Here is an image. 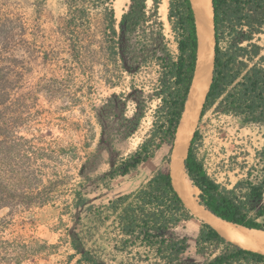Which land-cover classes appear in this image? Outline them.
I'll return each instance as SVG.
<instances>
[{
	"label": "trees",
	"instance_id": "16d2710c",
	"mask_svg": "<svg viewBox=\"0 0 264 264\" xmlns=\"http://www.w3.org/2000/svg\"><path fill=\"white\" fill-rule=\"evenodd\" d=\"M59 1L65 14L44 28L30 25L23 11L0 0V212L8 209L0 215V264H38L60 246L5 235L17 213L53 202L60 183L47 180L45 168L65 148H53L47 127L27 126L39 95L66 102L72 97L48 84L37 91L28 85L36 60L58 66V80L74 72L75 66L66 69L67 62L87 64L113 90L94 108L100 137L85 164L97 163L101 151L111 158L109 170L94 182L96 188H110L116 178L137 171L164 146L176 144L198 70L200 39L192 0H168L167 20L159 14L161 0H130L120 18L115 0ZM45 2L34 0L36 13H42ZM212 8V76L185 171L200 191V205L227 222L264 231V141L255 149L257 167H250L231 187L213 178L198 155L209 113L238 119L242 127L258 128L264 137V0H212ZM147 118L150 127L141 142L123 155L120 145L139 133ZM172 155L173 148L136 190L98 207L87 205V221L76 219L82 227L66 229L64 240L72 252L61 264H264L263 252L229 240L207 222L195 238L197 259L192 257L190 238L178 235L193 214L174 184ZM88 187L74 190L69 213L71 207L88 204L86 192L93 190ZM96 235L110 251L103 244L91 246Z\"/></svg>",
	"mask_w": 264,
	"mask_h": 264
},
{
	"label": "rangeland",
	"instance_id": "374dc122",
	"mask_svg": "<svg viewBox=\"0 0 264 264\" xmlns=\"http://www.w3.org/2000/svg\"><path fill=\"white\" fill-rule=\"evenodd\" d=\"M8 1L12 8H19L24 12V17L30 25L36 23L44 28L53 25L56 19L60 15H64L66 11L64 4L59 0H46L44 10L40 14L34 10V0ZM129 3L130 0H115L114 6L118 18L121 17ZM150 3H152L151 0ZM165 5L168 7V0H161L160 8L165 7ZM160 8L159 14L167 20ZM34 30L32 28V31ZM40 34L45 35L46 33L41 32ZM40 46L48 49L50 45ZM32 65L28 83L30 87L37 91L42 85L48 84L55 86V88H61L64 94H69L72 97L66 102L64 98L50 101L44 94L39 95L37 104L35 103L32 109L33 119L27 126L32 130L47 127V130L52 132L50 140L53 142V148H65V151L61 152L59 157L47 161L48 164L45 168L47 180L49 178L58 179L60 183L56 186L57 190L53 202L43 207H36L29 212L17 213L11 226H8L5 235L8 237L20 236L27 241L36 239L60 244L58 248L54 249V253L48 256V260L45 259V256L40 257L38 264L44 262L61 264L66 255L72 252V250H69L68 243L64 240L68 237L66 229L71 228L74 230L75 226L82 227L81 222L77 223L76 219L83 217V222L87 221V205L91 204L98 207L115 197L136 190L157 171L175 145L164 146L153 158L142 164L137 171L116 178L110 188H107L104 184H99L100 186L96 188L97 184L94 182L109 170L111 158L106 151H101L97 163L85 164L89 154L95 151L100 137V129L94 118V108L99 106L101 99L111 94L113 90L108 89L95 70L87 64L67 62L66 69L68 67L73 68V66H75V69L72 75L63 80H58L54 76L57 73L60 74V70L55 64L45 65L41 59H38ZM62 90H58L59 94L62 93ZM198 118L194 122L193 132L197 127ZM149 127L150 119L147 118L140 132L120 145L119 150L121 153L127 155L134 151ZM22 133L27 134L28 132L23 130ZM192 135L193 133L191 138ZM201 141L198 155L205 168L218 182L231 187L238 179L245 176V172L250 167H257L255 149L262 146L264 137L258 128L242 127L238 119L209 113L202 126ZM80 185H86L89 186L87 189H93L86 192V196L90 200L84 206L71 207V213H69L67 203H72L74 190ZM199 192V189L194 187L196 196ZM189 209L193 214V218L179 227L178 235L190 238V254L197 259L195 255V238L202 223L207 221L195 214L190 207ZM7 213L8 209L5 208L0 212V215L4 216ZM236 243L242 245L239 242ZM90 244L93 247L103 244L107 247V251L111 249L106 243L102 242L99 235H96L90 241ZM26 264L32 263L28 262Z\"/></svg>",
	"mask_w": 264,
	"mask_h": 264
},
{
	"label": "bare ground",
	"instance_id": "6f19581e",
	"mask_svg": "<svg viewBox=\"0 0 264 264\" xmlns=\"http://www.w3.org/2000/svg\"><path fill=\"white\" fill-rule=\"evenodd\" d=\"M198 22L200 49L199 62L196 78L187 104L178 137L173 149L172 173L174 184L195 214L205 219L230 240L239 242L256 251H264V231L248 229L244 226L227 222L200 205L198 196L194 193V186L189 179L184 166L187 149L190 142L194 122L197 120L199 111L209 89L213 69L214 56V30L212 0H192ZM168 7L160 11L167 18ZM198 189V188H197Z\"/></svg>",
	"mask_w": 264,
	"mask_h": 264
},
{
	"label": "crops",
	"instance_id": "0c3cea01",
	"mask_svg": "<svg viewBox=\"0 0 264 264\" xmlns=\"http://www.w3.org/2000/svg\"><path fill=\"white\" fill-rule=\"evenodd\" d=\"M261 252H263V253H264V251H261Z\"/></svg>",
	"mask_w": 264,
	"mask_h": 264
}]
</instances>
